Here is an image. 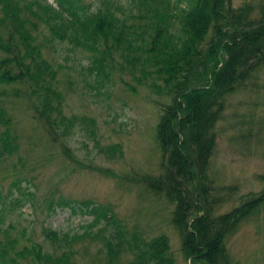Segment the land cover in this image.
<instances>
[{"label":"rangeland","instance_id":"rangeland-1","mask_svg":"<svg viewBox=\"0 0 264 264\" xmlns=\"http://www.w3.org/2000/svg\"><path fill=\"white\" fill-rule=\"evenodd\" d=\"M5 1L16 4L24 22L23 34L16 35L14 43L21 55L32 63L26 47L31 42L32 49L38 47L42 59L53 67L60 113L69 128L64 140L54 142L37 120V101L25 86L0 83V108L11 120L8 127L0 126V135L8 132L16 138L15 151L0 154V259L8 252L15 264H39L34 255L37 245L52 256L71 246L72 264H105L102 240L89 235L104 225L97 224L89 205L111 209L130 230L145 237L166 234L177 264H191L171 224L173 205L155 197L144 184L145 178L161 174L166 162L157 126L161 106L168 105L169 98L138 84L116 54L106 79L92 74L93 55L71 30L61 32L68 23L60 22L54 13L61 9L62 0ZM170 1L173 12L179 3L186 7V0ZM70 2L87 15L100 8L102 15L127 25H144L140 20L147 9L144 0ZM230 5L251 8L252 17L258 18L264 0H230ZM52 23L60 24L63 38L52 31ZM6 36L8 45L13 44L9 33ZM5 56L0 53V58ZM216 134L209 177L215 189L232 190L221 193L225 203L216 210L219 215L264 191V65L229 95ZM66 235L76 237L71 245L63 240ZM227 248L232 264H264V203L227 238ZM130 258L125 254L121 264Z\"/></svg>","mask_w":264,"mask_h":264},{"label":"trees","instance_id":"trees-1","mask_svg":"<svg viewBox=\"0 0 264 264\" xmlns=\"http://www.w3.org/2000/svg\"><path fill=\"white\" fill-rule=\"evenodd\" d=\"M62 1L61 9L54 14L60 22L68 23L63 25L66 31H61L57 23L51 24L52 31L63 38L71 30L78 37L77 41L94 57L89 67L92 74L106 79L116 54L127 65L123 69L130 71L138 84L148 85L169 98L170 103L161 106L157 126V139L166 162L161 174L145 178V187L173 205L171 224L181 237L186 260L191 264H232L227 238L261 207L264 191L257 198H244L239 206L216 215L225 203L221 193L231 194L232 190L215 189L209 169L217 146L216 126L227 98L264 65V7L259 17L253 18L251 8L233 9L230 0H186V7L181 8L179 3L175 12L170 0H144L147 9L140 16L144 25L136 26L106 13L102 15L100 8L87 15L70 0ZM15 5L0 0V53L6 55L0 58V83L25 86L37 101V120L47 135L59 143L68 135L69 122L60 113L55 73L40 56V49H32L31 42L26 47L32 53L27 57L32 63H27L19 45L14 44L24 26ZM15 22V26L11 24ZM7 33L14 45L5 40ZM10 124L0 108V126ZM15 139L8 132L2 133L0 154H12ZM87 207L95 214L97 224L102 221L104 225L100 232L89 235L102 240L105 264H121L125 254L131 257L127 264H177L166 234L145 237L130 230L111 209ZM75 239L63 237L68 245ZM69 247L52 256L37 245L34 255L39 264H72ZM15 263L8 252L0 259V264Z\"/></svg>","mask_w":264,"mask_h":264}]
</instances>
